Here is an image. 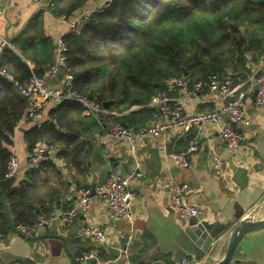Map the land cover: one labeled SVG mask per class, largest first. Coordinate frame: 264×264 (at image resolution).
Returning a JSON list of instances; mask_svg holds the SVG:
<instances>
[{"label":"crops","instance_id":"crops-1","mask_svg":"<svg viewBox=\"0 0 264 264\" xmlns=\"http://www.w3.org/2000/svg\"><path fill=\"white\" fill-rule=\"evenodd\" d=\"M54 1L0 0V42L7 39L14 45L13 41L20 39L23 31L28 29L22 43L27 49V62L32 70L46 71L49 68L56 56L57 41L68 30L67 24L58 20L51 9ZM104 2L88 0L77 12L92 10ZM27 38L30 40L25 43ZM15 48L21 52L19 47ZM247 59L248 76L244 79L241 77L242 80H246L253 71L264 68V55L256 57L249 54ZM61 71L49 82L54 90H64L65 77ZM255 87L252 83L245 87L248 92L246 114L250 123L237 126L246 138L237 152H231L221 141L218 126L204 124L189 131L180 130L161 138H148L138 144L135 158L126 142L110 139L106 136V129H89L87 122L85 127L79 129V139H90L92 145L80 156L81 163L71 162L61 149L54 146L55 155L36 170L31 168L29 162L32 151L26 139V131L34 123L24 116L15 128L10 146L12 153L18 157L19 173L13 185L0 191L6 194L27 179L32 170H36L31 184L36 212L39 213L42 206L51 203L54 204L53 213L48 216L46 227L33 239L18 235L0 236V264H25L23 259H30L35 264H77L76 257L86 250L97 251V257L89 264H181L182 260L176 258L179 242L170 223L186 227L189 218L181 219L175 212L170 198L172 181H187L190 184L187 199L203 208L201 219L224 222L234 219L237 214L244 216L255 208H258L257 218L264 219V112L254 104ZM208 99L209 95L203 93L198 102L184 101V111L206 112L219 105ZM64 100L61 96L51 99L45 107L43 120H48L51 109ZM111 104L108 108L103 106L106 112L100 114L117 115L110 109ZM140 109L141 106H133L130 111ZM154 109L158 114L151 122L163 119L159 110ZM82 114L86 118H97L85 115L83 108ZM228 122V118L224 117V123ZM194 136L199 137L200 149L191 156V167L188 170L180 169L168 154L167 145L173 141V152L178 151ZM212 152L221 155L227 163L229 158H233L237 164L247 167L249 186L241 188L235 183L231 185L229 170L226 175L218 174L211 161ZM138 162L142 165L144 176L131 181V190L135 195L133 222L109 218L106 202L94 196L87 214H80L70 227L61 224L59 213L75 204L79 186L93 187L103 183L112 172L130 174L135 171ZM85 223L101 226L108 241L98 244L79 238L77 229ZM226 239L224 233L220 240L224 243ZM69 244L75 246V256L69 252ZM211 257L214 262L221 259V248ZM235 257L240 260L238 264H264V230L250 233L240 244ZM207 261L208 256L196 264H207Z\"/></svg>","mask_w":264,"mask_h":264},{"label":"trees","instance_id":"trees-1","mask_svg":"<svg viewBox=\"0 0 264 264\" xmlns=\"http://www.w3.org/2000/svg\"><path fill=\"white\" fill-rule=\"evenodd\" d=\"M87 2L56 0L54 5L71 17ZM27 30L13 41L21 52L6 47L0 60V69L20 84H26L32 72H45L32 70L27 62L22 43ZM64 40L67 64L61 72L65 80L73 75L71 89L102 106L112 101L110 109L117 115L86 118L78 103L65 99L51 109L48 120L26 131V139L31 151L37 142L46 141L79 164L92 145L90 139H79L80 127L87 122L89 129L100 131L118 122L136 129L146 126L158 114L148 103L170 78L187 71L185 77L197 82L231 70L246 78L247 55H264V0H114L111 8L93 14L80 34ZM27 103L15 82L0 74V180L7 177L10 146ZM133 106L141 109L130 111ZM35 173L32 170L6 194L0 191V235L8 236L18 223H33L41 215L49 219L53 213L51 203L36 212L31 190Z\"/></svg>","mask_w":264,"mask_h":264},{"label":"built area","instance_id":"built-area-1","mask_svg":"<svg viewBox=\"0 0 264 264\" xmlns=\"http://www.w3.org/2000/svg\"><path fill=\"white\" fill-rule=\"evenodd\" d=\"M114 0H105L100 6L92 10L80 11L69 17L66 14L59 13L54 3L51 9L57 19L67 24L66 35L80 34L90 22L91 16L95 13L105 12L111 8ZM65 35V36H66ZM62 36L58 39L56 45V56L49 68L43 73L32 72L29 81L26 84H20L12 74L0 69V74L7 76L15 82L21 94L26 97L27 109L25 119L40 125L44 119V110L48 102L59 96L67 100H72L83 108V113L88 116L97 117L106 109L96 101L82 96L71 89L73 75L67 74L65 83L67 91L54 90L49 82L67 64L68 45ZM16 50L15 46L7 39L0 42V58L3 50L6 48ZM255 85L254 104L264 112V68L253 71L246 80L234 72H229L222 76L211 75L205 80L191 82L185 76L174 77L167 80L165 88L152 96L148 105L157 108L163 119L155 120L146 126L136 129L128 127L122 123H115L106 130V136L115 141L126 142L136 158L137 146L148 138H161L169 133L180 130L189 131L194 127L204 124L216 125L219 128V137L231 152H237L245 143V135L238 129H234L231 123L248 125L250 122L246 114V99L248 96V84ZM208 94V101L219 104L215 109L206 112L184 111L183 102H198L201 94ZM204 102V100H202ZM224 117L228 118V123H224ZM200 149V140L198 136L192 137L188 144L174 151L170 156L174 164L183 170L191 167V156ZM56 153V148L46 141H39L33 147L29 156L31 168L40 169ZM211 161L218 174L226 175L227 162L218 153H211ZM19 160L12 153L7 177L18 176ZM144 173L140 162L136 164V169L130 174L124 175L118 172H112L108 178L95 187L83 186L76 191V202L72 207L62 209L59 213L61 224L65 227L72 226L80 214H87L91 208V202L94 196L104 200L107 204V214L113 220L124 219L130 222L134 220V193L131 190V181L133 178H142ZM93 189L95 194L93 195ZM190 190V184L187 181H172L170 184V198L174 205L177 216L181 219L196 217L201 219L204 210L202 207L192 204L188 201L187 195ZM48 218L41 215L33 223H18L9 235L22 236L25 239L35 238L41 229L45 228ZM2 238L7 237L0 235ZM77 236L81 239H90L98 244H104L108 241L104 229L96 224L85 223L78 227ZM97 257L96 250H86L76 257L77 264H89ZM181 264H196L191 258H183Z\"/></svg>","mask_w":264,"mask_h":264},{"label":"water","instance_id":"water-1","mask_svg":"<svg viewBox=\"0 0 264 264\" xmlns=\"http://www.w3.org/2000/svg\"><path fill=\"white\" fill-rule=\"evenodd\" d=\"M186 75L187 71L184 76ZM219 77L221 78L222 75H219ZM110 104L111 101L109 100L104 102L103 106L108 108ZM231 126L234 129H237L238 124L232 122ZM173 145V141L167 145L168 154L173 153ZM227 169L231 174L229 178L231 185H234L235 183L241 188L249 186L250 173L247 167L237 164L233 158H229ZM15 181L16 176L7 177L5 180L0 182V189L6 190L8 187L13 185ZM93 187H95V185ZM94 194L95 190L93 189V195ZM260 207L261 206H259V208ZM249 211L250 212L244 216H242V213L237 214L234 219H229L224 222H211L209 220L198 219L196 217H190L188 226L186 227L173 224L171 222L170 226L172 227V232L176 234L179 242L178 247L176 248V250H178L176 253L177 260L191 257L196 262H201L202 258L208 256L209 261L206 262L207 264L240 263V260L236 259L235 255L242 241L250 233L264 230V219L257 218L256 216L258 208ZM224 233L227 239L224 243H222L220 239ZM219 248H221L222 258L214 262L211 260V256H213L215 251L219 250ZM68 250L72 256L76 255V248L73 244H69ZM23 261L25 264H35L30 259H23Z\"/></svg>","mask_w":264,"mask_h":264}]
</instances>
